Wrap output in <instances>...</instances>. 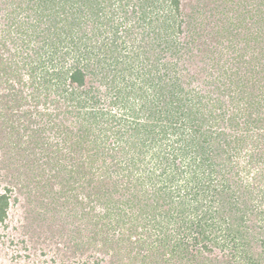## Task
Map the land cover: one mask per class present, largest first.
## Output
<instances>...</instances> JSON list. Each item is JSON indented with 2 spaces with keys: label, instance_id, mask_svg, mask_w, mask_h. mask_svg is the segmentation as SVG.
<instances>
[{
  "label": "trees",
  "instance_id": "trees-1",
  "mask_svg": "<svg viewBox=\"0 0 264 264\" xmlns=\"http://www.w3.org/2000/svg\"><path fill=\"white\" fill-rule=\"evenodd\" d=\"M221 1L35 0L28 82L0 54V114L65 136L69 176L53 155L37 181L64 176L51 196L109 264H264V0Z\"/></svg>",
  "mask_w": 264,
  "mask_h": 264
},
{
  "label": "rangeland",
  "instance_id": "rangeland-1",
  "mask_svg": "<svg viewBox=\"0 0 264 264\" xmlns=\"http://www.w3.org/2000/svg\"><path fill=\"white\" fill-rule=\"evenodd\" d=\"M225 2H241L243 5L256 3L255 0ZM185 11L184 9L183 13ZM230 12L232 11H228ZM180 15L183 16L182 13ZM38 17L35 14V0H0V41L5 44L0 49V54L2 58L9 57L12 60L8 66L12 67L15 78L11 81L17 82L20 74L24 82L27 80L26 69L29 65L25 63L34 54L33 50L40 44V39L33 35L30 43L25 45L24 37L29 40V34L23 30L28 22L34 23ZM214 18L213 15L198 16V20L203 21L200 24L203 34H207L211 26L214 27ZM221 33L228 34L227 30L224 33L220 31L219 34ZM223 38L220 36L223 44H227V40ZM229 52H232L230 47ZM26 54L29 55L28 58ZM17 86L19 85L16 84L15 89ZM28 90L26 88L25 92ZM16 105L17 117H10L7 112L0 114V121H4L5 125V133L3 129L1 132L0 127V196L7 199L4 216L0 220V264H109V256L102 252L79 248V233L76 228L80 220L72 216L73 211L68 210V202L65 200L67 194L55 201L51 196L49 190L51 187L58 190V180L64 176L57 175L53 180L54 185L49 183L42 186L37 181L54 175L57 164L51 158L53 155L60 158V169L64 168L65 176H69V167L65 164L72 165L73 161L69 158L70 149L63 141L65 136L57 135L50 127H45L42 135L52 146L51 143H43L41 136L40 142L30 145V134L26 126L42 128L45 122H49V118L40 117L33 112L29 119L24 112L32 105L23 101L20 105L16 102ZM60 145L62 148L58 149ZM33 159L37 161H32ZM36 162L41 165L38 166ZM72 182L73 180L68 185L74 186ZM77 190L80 191L79 188Z\"/></svg>",
  "mask_w": 264,
  "mask_h": 264
}]
</instances>
